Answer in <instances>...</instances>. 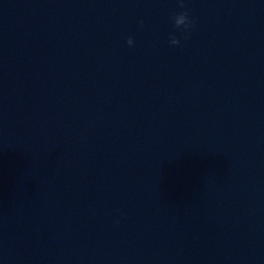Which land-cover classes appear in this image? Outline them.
Segmentation results:
<instances>
[{"label":"water","instance_id":"1","mask_svg":"<svg viewBox=\"0 0 264 264\" xmlns=\"http://www.w3.org/2000/svg\"><path fill=\"white\" fill-rule=\"evenodd\" d=\"M0 264H264V0H0Z\"/></svg>","mask_w":264,"mask_h":264},{"label":"clouds","instance_id":"2","mask_svg":"<svg viewBox=\"0 0 264 264\" xmlns=\"http://www.w3.org/2000/svg\"><path fill=\"white\" fill-rule=\"evenodd\" d=\"M184 0H180L181 7H183ZM175 27L180 30L184 35V39H188L191 35V29L195 28L196 22L189 16L188 10L176 13L173 17ZM141 26H143L144 21H140ZM181 42V37L177 36L175 33L170 34V43L173 45H178ZM127 43L131 46L134 44V38L129 37ZM119 222V221H118Z\"/></svg>","mask_w":264,"mask_h":264}]
</instances>
